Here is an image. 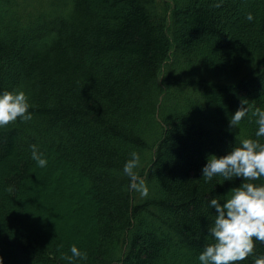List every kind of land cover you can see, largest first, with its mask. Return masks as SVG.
Returning <instances> with one entry per match:
<instances>
[{
  "label": "trees",
  "instance_id": "16d2710c",
  "mask_svg": "<svg viewBox=\"0 0 264 264\" xmlns=\"http://www.w3.org/2000/svg\"><path fill=\"white\" fill-rule=\"evenodd\" d=\"M216 2L0 0V91L33 113L0 127L4 264H70L72 244L87 259L71 264H200L208 201L242 181L202 167L256 138L251 111L230 126L242 100L264 107V0ZM132 150L147 194L123 171Z\"/></svg>",
  "mask_w": 264,
  "mask_h": 264
},
{
  "label": "clouds",
  "instance_id": "9594fccd",
  "mask_svg": "<svg viewBox=\"0 0 264 264\" xmlns=\"http://www.w3.org/2000/svg\"><path fill=\"white\" fill-rule=\"evenodd\" d=\"M223 0H217L215 6L221 7ZM247 20L253 21L255 16L248 12ZM27 93L22 89L0 91V127L16 121L31 120L33 113ZM255 117L257 125L255 137L244 138L238 146H233L224 155L210 154L202 167V176L206 181L219 175L224 181L241 177L239 185L231 187L226 198L211 196L209 205L215 209L214 222L208 227L213 238L199 253L200 264H237L250 255H254L256 241H264V183H255L264 176V107H255L242 100L241 106L231 115L230 126L238 128L249 112ZM31 157L41 167H46L47 156L40 147L30 145ZM141 162V154L132 150L123 166L124 173L130 178L129 187L147 194L148 188L136 171ZM223 181V182H224ZM11 186L9 191H11ZM71 255L64 258L71 262L87 259V252L76 244L70 246ZM0 264L4 257L0 255ZM253 264H264V255L256 256Z\"/></svg>",
  "mask_w": 264,
  "mask_h": 264
}]
</instances>
